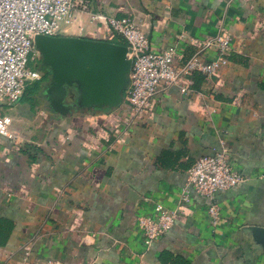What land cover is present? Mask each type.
Returning <instances> with one entry per match:
<instances>
[{
  "label": "crops",
  "instance_id": "obj_1",
  "mask_svg": "<svg viewBox=\"0 0 264 264\" xmlns=\"http://www.w3.org/2000/svg\"><path fill=\"white\" fill-rule=\"evenodd\" d=\"M91 9L143 22L152 49L174 44L177 64L227 31V64L160 87L142 113L123 103L60 117L20 100L9 110L18 139L0 136L1 264H264L243 231L264 228V0H91ZM64 35L117 41L88 14ZM222 149L245 180L217 195L213 228L205 198L179 195L193 163ZM158 203L175 221L147 246L137 218Z\"/></svg>",
  "mask_w": 264,
  "mask_h": 264
},
{
  "label": "built area",
  "instance_id": "obj_2",
  "mask_svg": "<svg viewBox=\"0 0 264 264\" xmlns=\"http://www.w3.org/2000/svg\"><path fill=\"white\" fill-rule=\"evenodd\" d=\"M81 14H88L89 19L97 24L108 25L125 41L131 69L123 98L135 113L148 110L159 88H168L182 76L192 72L211 76L227 64V54L232 47L231 35L220 31L206 40L189 60L177 64L174 62V44L160 50L152 49L143 22L131 16L118 18L94 13L91 0H0V136L12 141L18 139L9 110L40 79L37 70L28 68L30 54L39 53L34 37L62 36ZM212 48L214 54L206 59L205 52ZM244 180L228 158L227 151L222 149L201 156L193 163L179 198L188 202L190 191L205 198L209 222L215 228L221 219L217 195ZM174 221L175 211L160 203L155 205L151 214L137 218L147 246L160 239ZM21 264L62 263L56 259L39 263L23 258Z\"/></svg>",
  "mask_w": 264,
  "mask_h": 264
},
{
  "label": "water",
  "instance_id": "obj_3",
  "mask_svg": "<svg viewBox=\"0 0 264 264\" xmlns=\"http://www.w3.org/2000/svg\"><path fill=\"white\" fill-rule=\"evenodd\" d=\"M34 44L49 73L42 90L49 112L60 117L73 107L109 112L124 103L131 69L126 45L65 35H36ZM243 231L264 249V228L247 226Z\"/></svg>",
  "mask_w": 264,
  "mask_h": 264
},
{
  "label": "trees",
  "instance_id": "obj_4",
  "mask_svg": "<svg viewBox=\"0 0 264 264\" xmlns=\"http://www.w3.org/2000/svg\"><path fill=\"white\" fill-rule=\"evenodd\" d=\"M117 39H119L120 41V44H123V45H126L125 41L121 39L120 36H117ZM35 70L38 71L37 68H35ZM47 75H49V73H47ZM47 75H44L42 77L41 80H38L37 82H35L33 85H31L30 88H28V93L31 94L29 97H26V94L21 98V100H25L27 102H30V103H40L42 104V99H43V95H42V90H43V87H42V84L43 82L48 78ZM123 96H124V92H123ZM47 105V104H46ZM86 109H78L77 111L78 112H82V111H85ZM88 110H94V109H88ZM98 111V110H97ZM53 114V113H52ZM56 115V114H54ZM68 116V115H67ZM65 117V116H64Z\"/></svg>",
  "mask_w": 264,
  "mask_h": 264
},
{
  "label": "rangeland",
  "instance_id": "obj_5",
  "mask_svg": "<svg viewBox=\"0 0 264 264\" xmlns=\"http://www.w3.org/2000/svg\"><path fill=\"white\" fill-rule=\"evenodd\" d=\"M108 41V40H106ZM111 42V41H109ZM115 43V42H114ZM116 43H120L119 39H117ZM40 66V54L39 53H32L30 54L29 58H28V68L30 69H35ZM26 97H29L31 94L28 93V91H26ZM42 105L46 106V102H44V100H42Z\"/></svg>",
  "mask_w": 264,
  "mask_h": 264
},
{
  "label": "flooded vegetation",
  "instance_id": "obj_6",
  "mask_svg": "<svg viewBox=\"0 0 264 264\" xmlns=\"http://www.w3.org/2000/svg\"><path fill=\"white\" fill-rule=\"evenodd\" d=\"M38 72H39V74H40V79H39V80H41L42 77H43L44 75H47V73H48V69L40 65V66L38 67ZM47 76H48V75H47ZM46 83H47V79L43 82L42 87H43ZM42 100H44V102H46V104H48L47 101L45 100V97H44V96H43V99H42ZM66 102L70 104V103H71V100L68 99ZM71 111L74 112V107L71 109ZM56 115H57V114H56ZM68 115H69V114H68Z\"/></svg>",
  "mask_w": 264,
  "mask_h": 264
}]
</instances>
